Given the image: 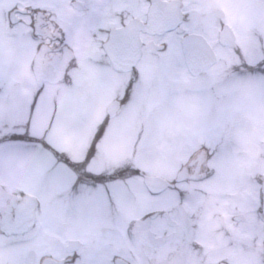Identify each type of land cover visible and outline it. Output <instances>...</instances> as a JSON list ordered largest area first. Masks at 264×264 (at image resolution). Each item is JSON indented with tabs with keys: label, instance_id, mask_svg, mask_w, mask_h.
I'll return each mask as SVG.
<instances>
[{
	"label": "snow or ice",
	"instance_id": "obj_1",
	"mask_svg": "<svg viewBox=\"0 0 264 264\" xmlns=\"http://www.w3.org/2000/svg\"><path fill=\"white\" fill-rule=\"evenodd\" d=\"M0 264H264V0H0Z\"/></svg>",
	"mask_w": 264,
	"mask_h": 264
}]
</instances>
